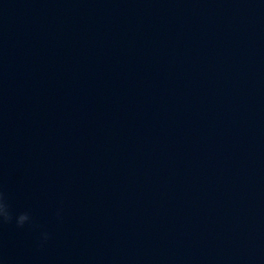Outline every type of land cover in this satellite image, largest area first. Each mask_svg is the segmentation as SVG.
<instances>
[{
  "label": "water",
  "instance_id": "1",
  "mask_svg": "<svg viewBox=\"0 0 264 264\" xmlns=\"http://www.w3.org/2000/svg\"><path fill=\"white\" fill-rule=\"evenodd\" d=\"M0 191V264H264V0H0Z\"/></svg>",
  "mask_w": 264,
  "mask_h": 264
},
{
  "label": "clouds",
  "instance_id": "2",
  "mask_svg": "<svg viewBox=\"0 0 264 264\" xmlns=\"http://www.w3.org/2000/svg\"><path fill=\"white\" fill-rule=\"evenodd\" d=\"M13 219H15L17 226L21 228L32 221L30 214L27 212L14 215L11 206L7 202L5 193L0 191V224L11 223ZM48 238L49 234L47 232L43 233V240L47 241Z\"/></svg>",
  "mask_w": 264,
  "mask_h": 264
}]
</instances>
